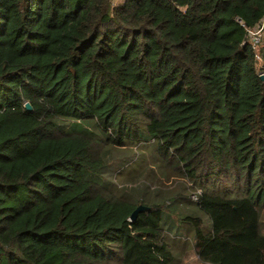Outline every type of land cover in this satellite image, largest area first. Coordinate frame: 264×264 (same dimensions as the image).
I'll return each mask as SVG.
<instances>
[{"label": "trees", "instance_id": "obj_1", "mask_svg": "<svg viewBox=\"0 0 264 264\" xmlns=\"http://www.w3.org/2000/svg\"><path fill=\"white\" fill-rule=\"evenodd\" d=\"M237 18L264 0H0V264H174L183 203L203 264H264V45ZM149 142L171 188L95 177Z\"/></svg>", "mask_w": 264, "mask_h": 264}, {"label": "rangeland", "instance_id": "obj_2", "mask_svg": "<svg viewBox=\"0 0 264 264\" xmlns=\"http://www.w3.org/2000/svg\"><path fill=\"white\" fill-rule=\"evenodd\" d=\"M121 3H123V0H115L116 5ZM90 129L93 132H98L94 124L90 125ZM153 146V142H149L144 145L136 144V146L130 144L120 147H108L111 152L105 158L106 168L95 177L107 189L116 194H119V188L122 186H132L138 183L148 185L153 190L161 189L162 187L165 190L171 188L177 179L171 178L167 180L162 170L159 169L161 162L159 160H151L155 153ZM186 182L189 187L192 185L188 181ZM181 205L180 207H175L179 210L172 207L165 208L162 220L166 242L174 254V264H203L194 250L195 226L187 218L189 216L201 217L205 221L208 218L196 206L188 205L187 203ZM262 223L264 233V209Z\"/></svg>", "mask_w": 264, "mask_h": 264}, {"label": "built area", "instance_id": "obj_3", "mask_svg": "<svg viewBox=\"0 0 264 264\" xmlns=\"http://www.w3.org/2000/svg\"><path fill=\"white\" fill-rule=\"evenodd\" d=\"M236 21L238 24H240L242 27H244L247 30L248 42L251 44L253 50L255 52H258L260 48L264 45V19L254 29L248 28L241 18H237ZM256 58L257 60H260V56L258 53H256ZM260 74L261 76H264V72H261ZM201 194H202L201 190H196L195 192H193L191 196L192 200L198 202Z\"/></svg>", "mask_w": 264, "mask_h": 264}, {"label": "water", "instance_id": "obj_4", "mask_svg": "<svg viewBox=\"0 0 264 264\" xmlns=\"http://www.w3.org/2000/svg\"><path fill=\"white\" fill-rule=\"evenodd\" d=\"M25 108L28 110V111H32L33 110V107L31 106L30 103H26L25 104ZM150 210V207H147V206H144V205H140L137 207V209L133 212L132 216H131V221H135L138 217V215L141 213V212H144V211H148Z\"/></svg>", "mask_w": 264, "mask_h": 264}]
</instances>
